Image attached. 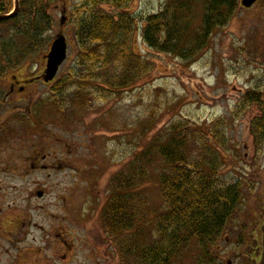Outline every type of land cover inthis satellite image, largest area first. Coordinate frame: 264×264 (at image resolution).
I'll use <instances>...</instances> for the list:
<instances>
[{
  "label": "rangeland",
  "instance_id": "rangeland-1",
  "mask_svg": "<svg viewBox=\"0 0 264 264\" xmlns=\"http://www.w3.org/2000/svg\"><path fill=\"white\" fill-rule=\"evenodd\" d=\"M49 1L51 6L64 1L71 8L76 0ZM170 1L133 0L126 9L140 30ZM235 1L228 24L213 33L191 64L149 51L138 32L134 49L152 62V71L105 102L91 98L93 108L82 104L86 100L69 106L72 91L61 113L53 106V84L36 83L6 98L10 76L41 75V57L58 34L67 37L69 48L56 81L74 67L71 27L61 28L60 11L50 7L52 29L42 37L40 50L0 78V264H135L130 258L120 261L112 248L118 243L109 239L101 221L110 182L133 153L170 123L211 125L219 119L228 148L218 175L239 185L241 201L210 251L215 264H264V142L257 148L250 133L259 110L255 104L238 108L249 93L264 103V0L250 10ZM191 7L199 19L200 3ZM12 34L0 28V46L12 43ZM49 99L50 107L44 104ZM142 196L147 206L161 204L156 188ZM185 247L181 264H197L199 249L194 243Z\"/></svg>",
  "mask_w": 264,
  "mask_h": 264
},
{
  "label": "trees",
  "instance_id": "trees-1",
  "mask_svg": "<svg viewBox=\"0 0 264 264\" xmlns=\"http://www.w3.org/2000/svg\"><path fill=\"white\" fill-rule=\"evenodd\" d=\"M18 1L17 17L0 22V28L13 32L12 43L0 46V78L37 53L42 37L52 29L50 1ZM132 1L76 0L71 8L64 5L77 54L69 75L53 82V106L59 113L82 100L93 108L91 98L105 102L110 94L138 84L152 71V62L134 49L138 32L149 51L191 64L236 10L235 0H172L158 14L148 16L139 30L126 9ZM193 3L201 5L199 19L191 15ZM105 7L117 15L106 13ZM12 8V0H0V16ZM65 91H71L69 96H64ZM72 91L75 99L67 106ZM44 104L50 107L51 100ZM250 104L259 110L250 123L259 148L264 142V103L258 94L249 93L238 108ZM223 124L220 119L211 125L188 120L170 123L133 153L110 182L101 221L109 239L118 243L111 242L121 262L130 258L135 264H181L185 246L194 243L200 251L197 264L216 263L210 249L241 201L239 185L218 175L228 148V139L219 132ZM151 187L159 193V206H147L142 196ZM123 235H130L128 241L120 239Z\"/></svg>",
  "mask_w": 264,
  "mask_h": 264
},
{
  "label": "water",
  "instance_id": "water-1",
  "mask_svg": "<svg viewBox=\"0 0 264 264\" xmlns=\"http://www.w3.org/2000/svg\"><path fill=\"white\" fill-rule=\"evenodd\" d=\"M14 2V10L11 14L7 16H0L1 21H8L15 18L19 11V3L18 0H13ZM255 0H242L241 5L243 8H250L254 4ZM50 13V11H49ZM66 22V18L64 16V11L62 12V16L60 18V26H64ZM67 56V43L66 39L63 35L59 34L53 40L50 45L48 54L46 55V68L43 75V82L45 84L51 83L57 73L65 62ZM40 196V195H38Z\"/></svg>",
  "mask_w": 264,
  "mask_h": 264
},
{
  "label": "flooded vegetation",
  "instance_id": "flooded-vegetation-1",
  "mask_svg": "<svg viewBox=\"0 0 264 264\" xmlns=\"http://www.w3.org/2000/svg\"><path fill=\"white\" fill-rule=\"evenodd\" d=\"M41 58H43V63H45L44 55ZM43 73L44 72L42 71L41 75L35 76L30 79H23V78L18 79L16 76H10V78L8 79V89H7L6 98L8 99L9 96H11L13 93L23 94L28 86H31L36 83H40L42 86L45 87L49 86L43 83ZM6 98H4V101L7 100ZM43 159L46 160V157H43Z\"/></svg>",
  "mask_w": 264,
  "mask_h": 264
}]
</instances>
